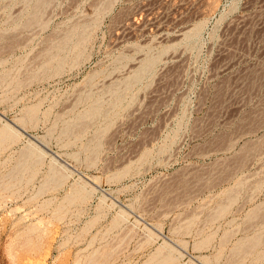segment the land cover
Returning a JSON list of instances; mask_svg holds the SVG:
<instances>
[{"label":"rangeland","instance_id":"1","mask_svg":"<svg viewBox=\"0 0 264 264\" xmlns=\"http://www.w3.org/2000/svg\"><path fill=\"white\" fill-rule=\"evenodd\" d=\"M0 264H264V0H0Z\"/></svg>","mask_w":264,"mask_h":264},{"label":"bare ground","instance_id":"2","mask_svg":"<svg viewBox=\"0 0 264 264\" xmlns=\"http://www.w3.org/2000/svg\"><path fill=\"white\" fill-rule=\"evenodd\" d=\"M210 1H212V0H210ZM213 1H214V0H213ZM41 2H42V1H41ZM208 2H209V1H208ZM210 3H211V2H210ZM213 3H214V2H213ZM213 3H212V5H213ZM38 4H39V2H38ZM215 4H216V3H215ZM39 5H40V4H39ZM210 5H211V4H210ZM37 7H38V6H37ZM38 9H39V8H38ZM199 9H200V8H199ZM34 10H35V9H34ZM32 13H33V12H32ZM35 15H37V12L34 14V16H33L34 18L36 17ZM31 17H32V14H31ZM36 18H37V17H36ZM36 18H35V19H36ZM31 19H32V18H31ZM31 19H30V20H31ZM35 19H34V20H35ZM31 21H32V20H31ZM60 42H61V41H60ZM63 42H65V40H64V41L62 40V43H63ZM57 45H58V44H57ZM60 47H61V46H60ZM60 47H59V48H60ZM58 50H59V49H58ZM50 52H51V51H50ZM56 52H58V51H56ZM56 52H55V54H56ZM52 53H53V52H52ZM53 54H54V53H53ZM55 54H54L53 57H55ZM57 54H58V53H57ZM46 59H47V58H46ZM147 62H149V61H147ZM147 62H146V63H147ZM148 65H149V64H148ZM144 66H145V65H144ZM144 68H145V67H144ZM144 70H145V69H144ZM138 73H139V72H138ZM137 76H138V75H137ZM95 102H96V101H95ZM93 103H94V102H93ZM96 103H97V102H96ZM98 104H99V103H98ZM91 107H92V109H93V106H91ZM97 107H98V106H96V108H97ZM94 108H95V106H94ZM96 108H95V109H96ZM98 108H99V107H98ZM95 109H94V111H95ZM89 111H90V109H89ZM94 111H93V114H94ZM98 111H99V110H98ZM91 112H92V111H91ZM86 113H88L87 110H86ZM95 113H96V112H95ZM98 113H99V112H98ZM83 114H84V113H83ZM86 115H87V114H86ZM91 116H92V115H91ZM72 126H73V125H72ZM27 151H28V150H27ZM29 152H30V151H29ZM27 153H28V152H27ZM29 154H33V153L30 152ZM25 155H26V154H25ZM27 155H28V154H27ZM29 156H32V155H29ZM29 156H28V157H29ZM253 240H254V239H253ZM253 240H252L251 243H253ZM255 240H257V239L255 238ZM244 244H245V243H244ZM249 246H250V245H249ZM249 246H248V247H249ZM238 247H239V246H238ZM238 247H237V248H238ZM248 247H247V248H248ZM247 248H246V249H247ZM241 249H242V248H241ZM239 250H240V249H239Z\"/></svg>","mask_w":264,"mask_h":264}]
</instances>
